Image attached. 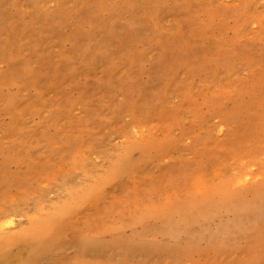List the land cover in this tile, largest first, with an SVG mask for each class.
<instances>
[{
	"label": "rangeland",
	"instance_id": "obj_1",
	"mask_svg": "<svg viewBox=\"0 0 264 264\" xmlns=\"http://www.w3.org/2000/svg\"><path fill=\"white\" fill-rule=\"evenodd\" d=\"M0 264H264V0H0Z\"/></svg>",
	"mask_w": 264,
	"mask_h": 264
}]
</instances>
